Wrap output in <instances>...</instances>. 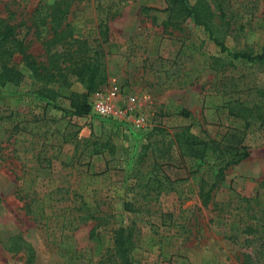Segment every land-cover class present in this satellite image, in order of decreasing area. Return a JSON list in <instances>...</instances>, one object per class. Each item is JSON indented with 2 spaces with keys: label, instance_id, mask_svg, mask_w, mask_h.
<instances>
[{
  "label": "rangeland",
  "instance_id": "obj_1",
  "mask_svg": "<svg viewBox=\"0 0 264 264\" xmlns=\"http://www.w3.org/2000/svg\"><path fill=\"white\" fill-rule=\"evenodd\" d=\"M52 1L0 0V18L39 60L31 16ZM186 1L209 5L229 51L264 55V0ZM170 6L72 1L66 21L98 46L107 71L100 93L118 89L109 117L73 115L67 96L83 85L71 76L42 90L15 56L24 77L0 84V264L262 263L264 61L233 59L191 17L170 19ZM228 130L247 155L217 176L218 152L195 156L186 139ZM121 229L130 261L114 243Z\"/></svg>",
  "mask_w": 264,
  "mask_h": 264
},
{
  "label": "trees",
  "instance_id": "obj_2",
  "mask_svg": "<svg viewBox=\"0 0 264 264\" xmlns=\"http://www.w3.org/2000/svg\"><path fill=\"white\" fill-rule=\"evenodd\" d=\"M72 1L53 0L50 3L38 5L32 13L31 28L44 49L45 60H39L28 51V45L25 39L19 36L16 24L8 19L0 18V84L6 82L17 84L22 80L23 70L14 62L15 56L20 55L23 68L27 70L29 77L40 84L42 90L56 93L59 88L70 85L71 76L75 77L83 85L84 91H71L67 98L70 100L72 114L84 116L91 110L88 95L99 90L106 83L108 76L104 62L100 58L101 54L96 51L98 46L93 47L88 39L76 35L75 28L66 21ZM143 10H149V8L143 7ZM168 10L170 19L184 20L191 17L196 24L202 25L220 49L227 52L233 59L264 61L263 54L253 55L250 52L229 51L226 48L224 43L214 35V16L206 2L199 1L195 5H190L186 0H171ZM225 17L226 15L222 14V19ZM58 46L60 49H56ZM237 104L236 113L239 115H244L240 113L242 111L250 110L244 107L243 103ZM175 109L178 115L184 117L191 115L181 106ZM222 137V140L209 139L207 142L194 136L186 139L188 149L195 156H202L205 152L214 156L218 152V158L222 163L217 169V176H221L228 165L240 162L247 155L246 152L239 151L244 147H238L240 138L235 131L228 130L222 134ZM209 197L208 191L204 196V201L206 202ZM82 218L86 219L85 216ZM261 228L264 233V226ZM250 230L253 231V228L248 225L245 231L249 234ZM130 238L131 234L124 237L123 229H121L117 232L114 241L117 251L125 261H130L127 256L132 243ZM258 240L261 241L259 244L261 246L263 238L259 237ZM247 242L250 241L247 239ZM262 257L261 264H264V254Z\"/></svg>",
  "mask_w": 264,
  "mask_h": 264
},
{
  "label": "built area",
  "instance_id": "obj_3",
  "mask_svg": "<svg viewBox=\"0 0 264 264\" xmlns=\"http://www.w3.org/2000/svg\"><path fill=\"white\" fill-rule=\"evenodd\" d=\"M117 86H113L109 92V98L114 97L117 93ZM96 98L93 100L91 105V115L101 116V117H109L113 114L112 104L110 103V99L100 93V90L95 91ZM143 121L140 119L138 122Z\"/></svg>",
  "mask_w": 264,
  "mask_h": 264
}]
</instances>
